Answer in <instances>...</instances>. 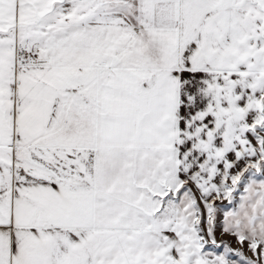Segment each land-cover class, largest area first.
I'll list each match as a JSON object with an SVG mask.
<instances>
[{"label": "snow or ice", "instance_id": "obj_1", "mask_svg": "<svg viewBox=\"0 0 264 264\" xmlns=\"http://www.w3.org/2000/svg\"><path fill=\"white\" fill-rule=\"evenodd\" d=\"M0 264H264V0H0Z\"/></svg>", "mask_w": 264, "mask_h": 264}]
</instances>
